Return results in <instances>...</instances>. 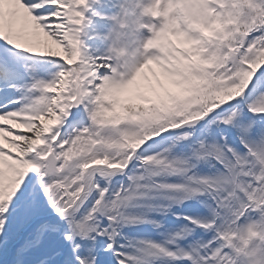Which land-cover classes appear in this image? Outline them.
<instances>
[{
  "label": "snow or ice",
  "instance_id": "obj_1",
  "mask_svg": "<svg viewBox=\"0 0 264 264\" xmlns=\"http://www.w3.org/2000/svg\"><path fill=\"white\" fill-rule=\"evenodd\" d=\"M86 3L0 0V264H233L264 213V0H179L119 72L81 51Z\"/></svg>",
  "mask_w": 264,
  "mask_h": 264
},
{
  "label": "clouds",
  "instance_id": "obj_2",
  "mask_svg": "<svg viewBox=\"0 0 264 264\" xmlns=\"http://www.w3.org/2000/svg\"><path fill=\"white\" fill-rule=\"evenodd\" d=\"M179 0H118L117 11L110 17L112 26L104 34L107 42L104 52L110 54L114 71L134 66L149 48L158 47L154 42L153 21L162 18L161 25ZM156 30V36L165 39L172 35L171 25ZM147 29L151 36L142 38L141 31ZM234 253L233 264H264V213L246 223L233 226L228 232Z\"/></svg>",
  "mask_w": 264,
  "mask_h": 264
},
{
  "label": "rangeland",
  "instance_id": "obj_3",
  "mask_svg": "<svg viewBox=\"0 0 264 264\" xmlns=\"http://www.w3.org/2000/svg\"><path fill=\"white\" fill-rule=\"evenodd\" d=\"M117 4L118 0H92L88 3L86 7L88 10V17L83 29V36H85V38L81 41V51H86L88 54L92 55H100L104 53V50L107 47V42L103 39V36L112 26L110 17L117 11ZM161 20L162 18L153 21L157 28L160 26ZM141 36L142 38H148L151 36V33H149L147 29H143L141 31ZM155 51V49L149 50L150 53H155ZM52 71H55V69H52ZM197 206L196 202L193 201L180 208L174 209V211L193 215L199 210V206ZM166 223L169 226H175L183 223V221L173 220L169 217L167 218ZM128 235L131 237H150L155 240L160 239V236H158L157 233L147 225L132 228ZM199 235H201L200 231L196 230L193 237H190V239ZM183 264H187V261H184Z\"/></svg>",
  "mask_w": 264,
  "mask_h": 264
}]
</instances>
